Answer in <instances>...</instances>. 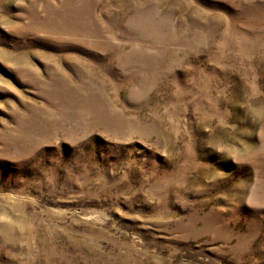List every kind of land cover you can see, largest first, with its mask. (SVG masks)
Listing matches in <instances>:
<instances>
[{
    "label": "rangeland",
    "instance_id": "obj_1",
    "mask_svg": "<svg viewBox=\"0 0 264 264\" xmlns=\"http://www.w3.org/2000/svg\"><path fill=\"white\" fill-rule=\"evenodd\" d=\"M0 264H264V0H0Z\"/></svg>",
    "mask_w": 264,
    "mask_h": 264
}]
</instances>
